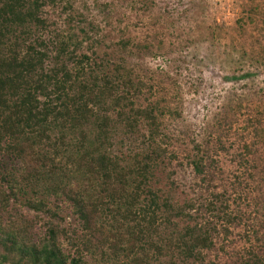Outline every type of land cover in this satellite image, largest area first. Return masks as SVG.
<instances>
[{"label":"trees","instance_id":"1","mask_svg":"<svg viewBox=\"0 0 264 264\" xmlns=\"http://www.w3.org/2000/svg\"><path fill=\"white\" fill-rule=\"evenodd\" d=\"M49 8L68 12L71 2L0 0V264H205L216 233L210 218L234 224L239 217L218 194L175 207L154 189L167 157L155 110L135 107L121 65L112 74L97 61L104 36L92 26L90 33L51 31ZM74 19L82 23L79 14ZM85 43L92 54L82 51ZM142 129L129 157L114 152L117 134L130 143ZM196 150L191 165L205 182L211 159ZM259 204L250 233L263 243L249 246L243 264H264L263 198ZM61 206L74 228L64 225Z\"/></svg>","mask_w":264,"mask_h":264},{"label":"rangeland","instance_id":"2","mask_svg":"<svg viewBox=\"0 0 264 264\" xmlns=\"http://www.w3.org/2000/svg\"><path fill=\"white\" fill-rule=\"evenodd\" d=\"M68 1V12L46 9L50 30L90 33L92 26L97 38L105 37L95 48L97 61L109 63L112 74L121 65L136 89L135 107L153 108L159 118L157 141L167 157L154 172V189L175 207L192 199L205 203L214 194L225 197L239 219L227 224L210 218L216 233L204 262L243 264L249 246L257 251L263 243L250 233V216L260 215L264 199V0ZM77 14L82 23L70 21ZM83 48L92 54L87 43ZM142 133L130 136V143L117 134L112 149L129 157ZM196 149L211 159L204 160L205 182L191 165ZM61 209L64 225L74 228L69 208ZM20 212L35 217L25 207ZM257 230L264 237V227Z\"/></svg>","mask_w":264,"mask_h":264}]
</instances>
